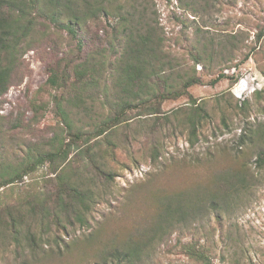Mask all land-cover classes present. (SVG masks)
<instances>
[{
	"label": "rangeland",
	"instance_id": "rangeland-1",
	"mask_svg": "<svg viewBox=\"0 0 264 264\" xmlns=\"http://www.w3.org/2000/svg\"><path fill=\"white\" fill-rule=\"evenodd\" d=\"M190 3L189 6L186 4ZM126 7L133 4L141 33L147 29L163 39L161 58L170 61L172 69L164 73L177 77L192 74L195 60L191 53L205 59V67L195 65L200 83L188 94L203 101L210 119L203 122L194 146L188 142L184 125L176 127L163 116L188 105V97L165 101L159 115L128 113L131 118L118 127L116 148L104 154V145L92 150L106 163L111 178L87 173L90 187L101 192L87 215L88 225L66 226L65 230L48 231L50 218L26 214L24 231L35 237L43 235L42 245L9 238L0 239V264H95L101 263L104 251L121 246L129 238L142 236L161 208L163 199L179 195H208L214 189L215 176L224 170H235L239 163L231 147L240 135L245 118L228 114L229 129L220 125V109L215 99L249 100L248 121L264 122V0H121ZM106 21L91 25L83 53L95 47L107 49L110 40ZM108 31V32H105ZM262 36L257 40L258 33ZM25 51L22 65L12 74L7 92L0 97V167L17 165L27 154L47 152L54 133L65 128L55 117V89L46 84L50 69L75 59L74 42L65 32L40 26ZM34 41V43H33ZM250 55L247 61L245 56ZM233 66H237L236 68ZM226 67H232L226 69ZM226 77L211 85L218 74ZM237 79L232 84L233 79ZM255 91L258 93L255 94ZM104 113V112H103ZM96 118V115H92ZM183 118L185 112H181ZM75 129L89 131L91 121L73 113ZM76 131V130H75ZM93 143V142H92ZM93 145V144H92ZM156 146L159 155L151 158ZM70 159V170L82 163ZM47 164L27 174L21 181L0 189V219L7 218V209L19 208L29 196L42 199L54 193ZM85 177L83 176V180ZM261 184L247 196L236 197L230 206L215 212H202L177 222L172 235L156 240L154 250L140 257L136 264H203L190 259L181 248L198 241L206 246L208 264H264V173ZM221 203V202H220ZM224 205V204H223ZM58 239L53 242V238ZM111 252V251H110Z\"/></svg>",
	"mask_w": 264,
	"mask_h": 264
},
{
	"label": "trees",
	"instance_id": "trees-1",
	"mask_svg": "<svg viewBox=\"0 0 264 264\" xmlns=\"http://www.w3.org/2000/svg\"><path fill=\"white\" fill-rule=\"evenodd\" d=\"M186 4L190 8V3ZM135 15L133 4L126 7L121 0H0V97L7 92L12 74L22 65L25 51L31 48L32 38L40 32V26L65 32L74 42L77 52V57L66 62L64 69L59 65L51 68L46 81L57 92L53 96L55 117L63 124L66 136L61 132L54 133L49 151L29 153L17 165L7 163L0 167L2 189L47 164L54 193H48L42 199L29 196L18 204L19 208L7 209V218L0 219V239L9 238L16 246H23V242L28 241L36 247L42 245L43 235L35 237L32 232L23 230L28 223L26 214L32 218L38 213L42 218L49 217L45 225L48 231L51 228L63 231L67 225L76 223L87 226V215L102 194L90 187L91 182L86 175L90 172L105 178L112 176L105 171L103 157L98 160L99 155L92 147L103 144L105 155L113 153L112 149L117 146L114 139L118 127L131 119L128 113L134 109L141 115H159L165 101L187 96L188 105L175 109L172 116L164 115L163 120L171 123L170 118L178 115L175 126H185L190 146L197 143L198 131L203 122L210 119V114L205 102H197L188 94V89L200 83L195 65L203 69L210 57L203 59L199 53H191L195 60L192 74H178L175 78L165 74L173 67L170 61L161 58L163 39L159 36L154 38L150 29L141 33L139 21L132 23ZM102 20L106 21L111 37L107 49L95 47L94 51L83 53L90 26H97ZM261 36L262 33H258L257 40ZM249 57L246 55L244 61ZM225 78L228 77L221 72L210 84ZM237 79H233L232 84ZM222 99L224 95L218 96L215 103L220 109V125L224 129H229L228 114L245 118L244 127L231 147L238 167L217 174L214 189L208 195L181 194L177 198L163 199L156 220L144 230V235L130 237L111 252L104 251L100 258L102 262L95 264H136L140 257L154 250L156 240L173 234L177 222L190 216H202V212L209 210L221 211L232 204L231 200L247 196L261 184L264 122L247 120L246 113L250 110L248 98L235 102ZM74 112L91 121L92 129H75L72 122ZM181 112H185L183 118ZM158 155L159 149L153 146L151 158L156 159ZM72 156H75L73 160L82 162L74 171L69 167ZM56 239L57 236L53 242ZM181 248L190 259L208 264L205 254L208 249L198 241L183 244Z\"/></svg>",
	"mask_w": 264,
	"mask_h": 264
}]
</instances>
